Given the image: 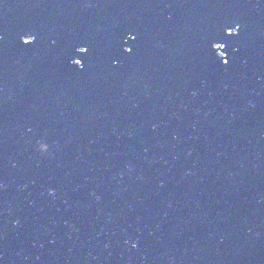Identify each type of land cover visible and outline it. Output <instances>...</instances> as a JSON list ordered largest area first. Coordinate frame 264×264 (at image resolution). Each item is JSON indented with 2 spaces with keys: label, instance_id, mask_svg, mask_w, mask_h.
Segmentation results:
<instances>
[{
  "label": "water",
  "instance_id": "1",
  "mask_svg": "<svg viewBox=\"0 0 264 264\" xmlns=\"http://www.w3.org/2000/svg\"><path fill=\"white\" fill-rule=\"evenodd\" d=\"M0 264H264V0H0Z\"/></svg>",
  "mask_w": 264,
  "mask_h": 264
},
{
  "label": "snow or ice",
  "instance_id": "2",
  "mask_svg": "<svg viewBox=\"0 0 264 264\" xmlns=\"http://www.w3.org/2000/svg\"><path fill=\"white\" fill-rule=\"evenodd\" d=\"M233 35V33H229V36ZM134 39V37H133ZM22 40H25L26 42H23V44L25 46H30L35 42V38L31 35H27L25 37H22ZM81 49H83L85 52L88 51V49L86 47H80ZM125 51L127 52H131L130 48H126ZM225 64H227V61H224ZM74 65H80V60L77 59ZM80 67H82V65H80Z\"/></svg>",
  "mask_w": 264,
  "mask_h": 264
},
{
  "label": "clouds",
  "instance_id": "3",
  "mask_svg": "<svg viewBox=\"0 0 264 264\" xmlns=\"http://www.w3.org/2000/svg\"><path fill=\"white\" fill-rule=\"evenodd\" d=\"M37 150L41 153H46L48 151V145L45 143H39Z\"/></svg>",
  "mask_w": 264,
  "mask_h": 264
},
{
  "label": "rangeland",
  "instance_id": "4",
  "mask_svg": "<svg viewBox=\"0 0 264 264\" xmlns=\"http://www.w3.org/2000/svg\"><path fill=\"white\" fill-rule=\"evenodd\" d=\"M218 54H220V52H218Z\"/></svg>",
  "mask_w": 264,
  "mask_h": 264
}]
</instances>
